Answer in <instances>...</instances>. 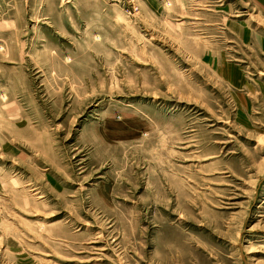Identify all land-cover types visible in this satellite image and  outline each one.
Masks as SVG:
<instances>
[{"label":"rangeland","instance_id":"374dc122","mask_svg":"<svg viewBox=\"0 0 264 264\" xmlns=\"http://www.w3.org/2000/svg\"><path fill=\"white\" fill-rule=\"evenodd\" d=\"M0 264H264V0H0Z\"/></svg>","mask_w":264,"mask_h":264}]
</instances>
